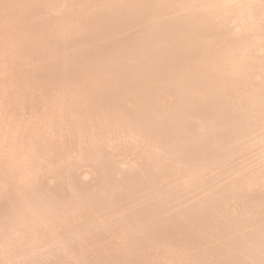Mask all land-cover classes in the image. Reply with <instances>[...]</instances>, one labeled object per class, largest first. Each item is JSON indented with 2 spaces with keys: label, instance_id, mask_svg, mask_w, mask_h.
<instances>
[{
  "label": "bare ground",
  "instance_id": "6f19581e",
  "mask_svg": "<svg viewBox=\"0 0 264 264\" xmlns=\"http://www.w3.org/2000/svg\"><path fill=\"white\" fill-rule=\"evenodd\" d=\"M0 264H264V0H0Z\"/></svg>",
  "mask_w": 264,
  "mask_h": 264
}]
</instances>
